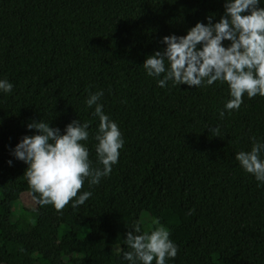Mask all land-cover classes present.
Wrapping results in <instances>:
<instances>
[{"label":"trees","instance_id":"obj_1","mask_svg":"<svg viewBox=\"0 0 264 264\" xmlns=\"http://www.w3.org/2000/svg\"><path fill=\"white\" fill-rule=\"evenodd\" d=\"M223 3L0 0V79L13 84L0 92V264H128L122 235L135 223L141 232L169 230L177 254L166 264H264V184L234 158L252 138L264 141V96L245 94L221 119L226 83L161 88L142 67L163 50L162 37L185 35L208 15L217 22ZM97 90L124 140L112 171L96 185L85 179L77 195L91 196L83 205L34 201L31 215L12 222L13 204L33 195L27 165L10 155L36 134L27 123L50 122L63 134L74 119L88 122L81 143L92 167H102L99 120L84 103Z\"/></svg>","mask_w":264,"mask_h":264},{"label":"clouds","instance_id":"obj_2","mask_svg":"<svg viewBox=\"0 0 264 264\" xmlns=\"http://www.w3.org/2000/svg\"><path fill=\"white\" fill-rule=\"evenodd\" d=\"M262 0H224V12L213 23V15L205 17L207 23L196 22L185 35L162 37V51H155L145 58L143 69L154 77L158 87L168 81L174 86L200 87L216 81L226 83L230 99L219 112L238 110L242 96H264V7ZM227 42V43H225ZM13 84L0 79V92L8 94ZM103 90L90 93L85 106L93 108L92 115L99 120L94 139L99 165L92 167L89 151L82 141L89 137L88 122L72 120L63 134L50 122L43 120L27 123L26 128L36 134L25 135L11 149L10 155L27 165L24 176L30 187L32 199L39 205L51 204L60 210L71 201L72 206L83 205L91 196L84 191L77 195L85 179L96 185L101 177L112 171L118 161L119 149L124 140L115 121L103 111L100 99ZM213 136L218 127L208 128ZM235 160L247 173L252 174L258 186L264 184V141L252 138L249 151L235 153ZM13 160H8L11 166ZM75 198V199H73ZM159 225V220L154 221ZM170 232L163 225L149 232H141L139 223L125 232V242L130 250L122 259L128 264H166V258H174L177 246L169 238Z\"/></svg>","mask_w":264,"mask_h":264},{"label":"rangeland","instance_id":"obj_3","mask_svg":"<svg viewBox=\"0 0 264 264\" xmlns=\"http://www.w3.org/2000/svg\"><path fill=\"white\" fill-rule=\"evenodd\" d=\"M35 206L36 204L34 200L28 194L22 195L21 198L18 201H16L12 206V216H11L12 222H16L19 218L23 216L26 217L31 215V212L35 210ZM122 239L123 242H125V235H122ZM91 241L97 242L98 239L94 238L90 240V242Z\"/></svg>","mask_w":264,"mask_h":264}]
</instances>
